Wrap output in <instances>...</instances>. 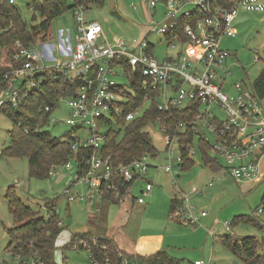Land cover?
Returning <instances> with one entry per match:
<instances>
[{"label":"built area","instance_id":"built-area-1","mask_svg":"<svg viewBox=\"0 0 264 264\" xmlns=\"http://www.w3.org/2000/svg\"><path fill=\"white\" fill-rule=\"evenodd\" d=\"M10 2L15 3V0ZM143 4L152 11V17H161V20L151 21L153 27L147 34L165 35L168 45L177 49L175 53L158 58L148 35L132 41L115 36L110 38L101 23L86 21L88 7L78 4L72 10L76 22L74 39L70 30L67 38H63L62 30L59 31L60 57L53 55L56 48L48 40L29 46L16 42L10 60L6 59L0 47V109L5 112L8 109L21 110L30 95L41 90L50 72L76 80L78 85L73 94L59 97L57 105L63 99L68 102L70 114L66 123L71 126L72 136L67 140L72 147L75 150H93L84 162V168L78 166L73 179V182L88 185L86 193L78 198L106 202L107 190H113L117 204L124 205L126 213L131 211L133 203H148L146 197L153 192L152 180L141 186L140 196L135 189L137 179L148 172V156L120 164L115 169L110 158L99 152L109 130L122 127L120 119L130 122L143 115L153 100L158 110L167 113H171L173 107L191 108L193 105L192 118L180 122V126H188L193 131V146L187 147L191 156L197 155L194 149L197 137L207 143L212 156L225 160V170L237 181L263 182L264 96L242 82L233 84L234 93L223 89L230 75V71L223 68V63L231 53L222 46V40L237 34L234 22L240 8L264 11V0H144ZM179 37L186 38V42H180ZM116 77H121L122 81L118 83ZM139 90L143 95L142 103L134 110H128L134 106ZM216 107L221 113L214 111ZM45 110L53 112L54 108L47 105ZM53 120L56 121L55 118ZM106 122H115L117 126L103 132L101 128ZM156 125L164 135L168 151L169 160L163 169L177 183L173 175L172 146L177 143L182 150L181 135L170 134L161 117L157 118ZM181 150L177 156L179 169L182 168ZM63 166L72 168V163L67 161ZM114 176L123 177L126 181L134 180V183L122 189L113 181ZM213 184L209 183L210 186ZM70 192L68 187L60 197L75 201L77 197L70 196ZM193 192L199 193V187L193 186L190 191L180 190L178 198L182 203L170 211V216L195 226L208 212L202 210L200 215L193 212L189 203ZM45 208L47 216L58 213L57 205H46ZM262 211L264 208L260 209ZM59 224L63 226V221L60 220ZM96 239V236L92 239L77 238L73 247H82L90 252V241L96 242ZM88 258L90 264H111L109 258L104 261L91 255ZM32 264L41 262L33 256ZM120 264L138 263L124 255Z\"/></svg>","mask_w":264,"mask_h":264},{"label":"rangeland","instance_id":"rangeland-1","mask_svg":"<svg viewBox=\"0 0 264 264\" xmlns=\"http://www.w3.org/2000/svg\"><path fill=\"white\" fill-rule=\"evenodd\" d=\"M143 1L103 0L101 4L95 3L88 6L86 21L101 23L110 38L115 36L132 41L148 35V40L155 45V55L163 59L168 54L175 53L177 49L168 45L165 35H157L154 32L147 34L148 30L153 27L151 21L154 19L161 20V17H152V11L145 8ZM32 4L33 0H15V5L20 9L22 19L28 26L41 20L40 14L38 12L36 14L30 7ZM34 14L37 16L36 20ZM234 25L237 34L226 36L222 40V46L231 53L223 63V68L230 71L227 83L223 85V89L228 93H234L233 84L236 82H242L250 90H254L253 82L264 70V11H250L240 8ZM60 30L63 31V38L68 37V30H70L72 39H74L76 22L72 10L56 17L52 22V36L47 42L55 46L56 50L53 52L55 57L61 56L59 53ZM39 48H41V43ZM115 79L118 83L122 81L121 77ZM215 110L220 112L217 107ZM69 114L70 108L67 100H60L46 124L47 130L53 136L70 139L72 129L66 123ZM116 126L115 122L111 124L106 122L101 130L107 132L111 127ZM13 129V119L0 110V149L9 145L10 131ZM147 129L151 133L159 155L156 157L147 155L148 172L143 175V178L137 179L135 189L136 194L140 196L142 194L141 186H144L148 180L154 182V189L152 194L146 197L148 203L144 206L136 205L128 213L125 212V207L122 204H109L108 216H103L104 211L97 210L99 206L96 201L78 198L81 194L86 193L88 185L73 182L78 170V163L74 157L69 159L72 168L67 169L63 165H58L50 176L38 179L30 177L29 161L26 157L1 155L0 264H32L33 257L21 261L22 257L18 258L17 256L19 254L13 255L8 250L10 242L8 231L16 225L15 216L8 205L7 193L9 188H13L33 210H41L42 213H47L45 208L47 202L50 200L57 201V214L63 221L64 227L58 238L61 240L71 233V237L67 238L65 244L58 246L57 244L60 242L57 238L55 255L62 264H90L88 258L90 253L86 249H76L73 246L65 248L73 242L74 233H87L86 230L89 228H93L94 232L95 228L96 231L102 233H105L107 229L112 232L123 227L130 217L132 228L136 231L138 227H142V232L166 231L165 242L170 246L166 251L170 256L184 258V252L190 254V251L183 247L192 248L191 246H193V263L196 260H203L206 264H249L245 254L242 255L224 246L221 237L222 235H230L233 238L254 236L261 243L264 242V211L260 212V209L264 208V181L261 183L237 181L224 169L219 172L210 170L203 162L202 151L196 137L194 143V149L197 152L196 164L188 171L178 168L177 156L181 149L177 143L172 146L174 151L172 155L173 175L177 180L175 183L172 175L167 174L163 169L169 160L163 133L158 125L150 124ZM215 157L225 166V160L222 157ZM210 182L214 184L210 186ZM193 186L200 189L199 193L193 192L189 196V203L193 206V212L196 215H200L202 210L208 212V215L201 217L199 224L195 226L184 224L170 216V202L174 191L177 190L178 193L181 189L190 191ZM68 187L71 189L70 196L77 197L75 201H69L66 196L60 197ZM102 203L99 201V204ZM126 207L129 208V205ZM92 214L97 216L91 217ZM239 216L255 219L260 222L262 227L250 221L234 223V220ZM104 217H107L108 222ZM123 217L127 219H123ZM92 221L96 224H92ZM88 233L92 237L94 236L91 232ZM135 233L134 231L131 232L132 235ZM103 235L114 240L109 233ZM92 237H78V239H92ZM256 254H264V244L257 247ZM178 264H185V260H181Z\"/></svg>","mask_w":264,"mask_h":264},{"label":"trees","instance_id":"trees-1","mask_svg":"<svg viewBox=\"0 0 264 264\" xmlns=\"http://www.w3.org/2000/svg\"><path fill=\"white\" fill-rule=\"evenodd\" d=\"M72 1V2H71ZM33 0L30 6L34 12L40 14V21L30 26L22 19L20 9L11 3L10 0H0V47L4 50L6 59H11V53L20 42L26 46L38 41H45L52 36L53 20L67 11L73 10L78 4L85 6L101 4L103 0ZM34 14L35 20L37 19ZM171 38H168L170 41ZM179 41L186 42V38L179 37ZM135 84L137 81L134 82ZM78 85L76 80H70L64 76L58 77L56 72L47 75L39 92L32 93L21 110L0 109L13 119L14 129L10 131V143L0 149V156L26 157L29 161V175L31 178L43 179L50 176L52 169L58 165H64L71 157L76 158L78 166L84 168V162L92 153V149H74L69 140L56 137L47 130L46 124L50 119L52 111H46L45 106L50 105L54 109L57 100L61 96L73 94ZM253 89L260 96H264V70L254 80ZM143 101L141 90L135 98L134 106L128 110H134ZM193 116V105L191 108L173 107L171 113L158 110L156 101H152L143 115L126 122L120 119L122 127L118 130H109L107 138L100 150V155L110 158V163L116 169L120 164H127L144 155L156 157L159 151L153 143L150 131L147 127L156 125V120L161 117L162 124L168 127L170 134L181 135L183 144L181 150V170L188 171L195 164V157L188 153V145L193 146V131L188 126H180L183 120L187 122ZM20 124V125H19ZM27 130V131H25ZM199 148L202 151L204 164L214 172L225 170V166L220 163L218 158L209 152L207 143L198 139ZM113 181L122 189L134 183V180L126 181L123 177L114 176ZM105 200L109 204L118 201L114 198V191L107 190ZM9 209L15 216L16 225L9 229L10 242L8 250L13 254H21V261L28 260L30 257H38L41 264H58L55 260L56 240L64 229L59 224L61 220L58 214L46 215L41 210L35 211L27 205L22 198L9 188L7 193ZM182 203V199L175 195L171 200V209ZM264 203V197H263ZM56 200L47 202V206L54 207ZM102 210L99 208L98 211ZM240 221H250L262 227L259 221L244 216H239L234 223ZM233 222V221H232ZM231 222V225L233 224ZM96 236V242L90 241V255L100 261L109 258L111 264H120L122 256L126 255L138 264H177L179 260L171 257L164 251L148 256H130L125 254L113 239L107 235L92 233ZM92 237L90 233H74L73 242L78 237ZM224 246L240 254H245L249 264L264 263V254L257 255L256 249L263 245L254 236L243 238H233L230 235H222ZM73 242L65 248L73 246ZM82 248V247H81ZM83 249V248H82ZM66 261V257H65Z\"/></svg>","mask_w":264,"mask_h":264},{"label":"crops","instance_id":"crops-1","mask_svg":"<svg viewBox=\"0 0 264 264\" xmlns=\"http://www.w3.org/2000/svg\"><path fill=\"white\" fill-rule=\"evenodd\" d=\"M175 195H179L177 190L174 191V193L171 197V200ZM97 204L99 206L98 209L101 208L104 211V213L102 215L108 216L109 203L103 202L102 204H99V202H97ZM112 204H115V203H112ZM136 205L144 206L145 204L140 205V204L133 203L132 207H135ZM170 209H171V202H170ZM94 216L96 217L97 215L92 214L91 217H94ZM104 218H105L106 222H108L107 217H104ZM92 224H96V223L94 221H92ZM141 230H142V227H138L137 231L132 228L131 217H130L128 219L127 223L125 225H123V227H120L119 229L112 231V232H109L107 229L105 233H102L101 231H96V228H95V232L93 231V228H89V230H86V231L91 232V233H96V234H98V233L99 234L109 233L111 236H113L118 247L125 254H128L130 256H134V257L140 256V255L148 256V255L158 253L160 251H164L167 253L166 249L170 246L168 244H166V242H165L166 241V234H165L166 231L165 232L164 231L163 232L162 231H160V232L159 231L142 232ZM133 231L136 232L135 235L131 234V232H133ZM192 234H193V232H192ZM68 237H71V233L68 234V236H66V237L64 236L61 240H59V238H58V242H60V243H58L57 245L59 246L60 244H63L66 240L69 239ZM203 246L205 247V245H203ZM187 247L188 246L183 247V248L190 251L189 252L190 254H187V252H184V254H183L184 258H176L173 256H171V257L179 260V262L181 260H185V264H195L198 261H203V260H196L193 263V246H191L192 248H190V247L187 248ZM198 247L200 249V246H198ZM55 260L58 264H62V262L58 261L56 255H55Z\"/></svg>","mask_w":264,"mask_h":264}]
</instances>
